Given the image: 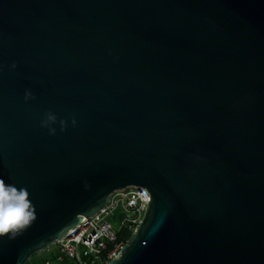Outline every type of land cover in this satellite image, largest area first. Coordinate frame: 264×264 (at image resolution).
Instances as JSON below:
<instances>
[{"label":"water","instance_id":"1","mask_svg":"<svg viewBox=\"0 0 264 264\" xmlns=\"http://www.w3.org/2000/svg\"><path fill=\"white\" fill-rule=\"evenodd\" d=\"M0 177L36 211L0 264L128 187L150 201L108 264H264V0H0Z\"/></svg>","mask_w":264,"mask_h":264},{"label":"built area","instance_id":"2","mask_svg":"<svg viewBox=\"0 0 264 264\" xmlns=\"http://www.w3.org/2000/svg\"><path fill=\"white\" fill-rule=\"evenodd\" d=\"M149 201L150 195L145 188L128 187L115 191L101 210L53 245L57 250L55 261L61 264H108L116 259L124 245L119 241L121 231L130 235L135 231Z\"/></svg>","mask_w":264,"mask_h":264},{"label":"clouds","instance_id":"3","mask_svg":"<svg viewBox=\"0 0 264 264\" xmlns=\"http://www.w3.org/2000/svg\"><path fill=\"white\" fill-rule=\"evenodd\" d=\"M11 67L15 69L16 64L13 63ZM24 99L25 102L35 99L31 90H26ZM57 123L61 131L67 130L68 122L64 119L58 120L54 112L48 111L41 121V127L47 128L50 135H55ZM71 124L73 127L77 125L75 117L72 118ZM35 219V206L29 198L27 189L6 182L0 177V238L15 239L23 230L30 227Z\"/></svg>","mask_w":264,"mask_h":264},{"label":"rangeland","instance_id":"4","mask_svg":"<svg viewBox=\"0 0 264 264\" xmlns=\"http://www.w3.org/2000/svg\"><path fill=\"white\" fill-rule=\"evenodd\" d=\"M57 255L56 246H50L46 250L36 253L28 261V264H61L55 261Z\"/></svg>","mask_w":264,"mask_h":264},{"label":"trees","instance_id":"5","mask_svg":"<svg viewBox=\"0 0 264 264\" xmlns=\"http://www.w3.org/2000/svg\"><path fill=\"white\" fill-rule=\"evenodd\" d=\"M116 217H118V219L120 218L118 214H116ZM130 237V233H128L127 231L123 230L121 231L120 235H119V241L125 242L127 241V239ZM28 264V262L26 263ZM62 264H67L66 262L62 263Z\"/></svg>","mask_w":264,"mask_h":264}]
</instances>
